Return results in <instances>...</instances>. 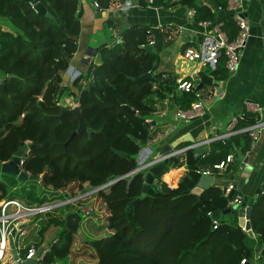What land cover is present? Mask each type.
Segmentation results:
<instances>
[{"label":"trees","instance_id":"1","mask_svg":"<svg viewBox=\"0 0 264 264\" xmlns=\"http://www.w3.org/2000/svg\"><path fill=\"white\" fill-rule=\"evenodd\" d=\"M39 1L53 18L37 13L28 0H0V22L8 28L0 26V79L5 85L3 89L0 83V161L30 141L20 166L40 175V182H30L1 173L4 184H0V198L16 197L35 206L75 195L84 181L96 187L121 177L91 196L93 208L105 214V223L95 222L92 216L96 211L82 217L79 227L84 238L80 239L62 226L63 208L71 204L57 205L30 218L21 237L22 250L29 243H41L44 231L53 225L58 227L57 239L51 242L41 264H237L241 257L252 259L264 245V190H256L251 204V236L240 228L236 210L222 213L224 217L220 213L212 226V211L231 206L230 200L240 190L229 197L222 187L211 183L199 194L190 192L198 179L195 168L219 161L240 139L239 148L244 151L248 148L247 132L240 130L223 140H213L197 158L191 148L182 156L175 153L166 158L156 181L132 203L140 193L142 171L129 178L125 175L136 166L139 150L131 137L147 145L153 154L164 140L166 127L152 120L170 105L188 107L193 92L177 90V78L170 74L164 78L155 72L156 53L144 52L140 46L147 42V27H128L119 34V42L97 47L99 62L90 64L83 75L92 74L87 86L81 88L77 77L72 80L71 86L77 89L74 100L86 127L93 131L89 135L77 132L68 139L76 119L69 112L56 115L62 107L60 94L71 93L62 85L61 75L76 48L79 0ZM96 1L105 8L110 0ZM212 1L218 9H226V0ZM175 3L194 8L195 21L214 19L208 0H163L165 6ZM221 19V29L231 40L237 30L232 16L225 14ZM162 34L164 41L171 38ZM224 60L220 57L210 71L214 79L228 74ZM145 72L151 76L133 78ZM8 73L14 75L6 76ZM256 119L245 111L238 115L235 126L244 127ZM111 147L123 150L125 156H117ZM180 165L185 166L181 174L172 169Z\"/></svg>","mask_w":264,"mask_h":264},{"label":"crops","instance_id":"2","mask_svg":"<svg viewBox=\"0 0 264 264\" xmlns=\"http://www.w3.org/2000/svg\"><path fill=\"white\" fill-rule=\"evenodd\" d=\"M132 1V5L117 11L110 8H97L93 5L92 0H79L80 16L79 32L75 36L76 48L68 58L70 68L62 72V80H65L64 74L66 78L73 70L85 74L90 64L98 63L97 47L102 44L112 45L114 34L120 36L123 29L145 26L151 29L153 39L151 50L157 55L155 72L170 74L177 79L193 78L204 93V112L201 115L184 121L177 114L178 107L170 105L167 110L156 115L153 119V123L164 124L166 127L164 135L162 133L163 142L175 143L168 151H172L173 154L180 153L182 156L183 151L188 148L187 146L204 138L211 139L200 144L206 145L208 150L209 144L217 139L216 136L219 133L224 131L226 122L232 115H241L247 111L251 112L254 117L264 120V0H241L240 2L241 11L247 18L249 27L244 44L238 54L236 69L224 77L214 79L210 70L203 66L205 72L211 76V81L201 84L196 72L202 65L196 61L185 59L181 54L182 50L191 41H197L201 32L211 29L213 23L222 22L221 18L225 14H231V11L226 7L225 10L218 9V7L217 10L213 8L214 19L201 24L200 21L189 18L186 15L187 6L180 3L165 6L163 0H152L150 4L139 5L137 0ZM167 24H169L170 30H174V33L168 34L171 38L164 41L163 34L157 25ZM0 26L3 29H8L3 22H0ZM220 57L224 58L222 55ZM69 89L74 98L77 89L74 87ZM245 100L256 102L259 110L257 112L249 111L245 107ZM240 128L235 126L234 133L240 131L238 130ZM241 141L243 139H240L238 146H231L229 152L233 153V159L228 163L229 167L220 173H215L211 183L221 187L229 181H236L243 167L248 164L250 168L246 170L239 190L241 195L251 196L253 203L256 190L264 183V127L260 130L259 138L251 148L241 151L239 148L242 145ZM178 143H181L180 146ZM233 146L235 150H233ZM236 152L247 155V164L237 157ZM172 169L179 170L181 174L185 170V166L180 165ZM230 171L232 176H230ZM165 173L161 174V179ZM0 179H4L1 173ZM82 188L83 183L80 189ZM80 189L78 192L81 191ZM57 232V226H48L43 233L41 243H48L51 238L56 236ZM51 235L52 237H50ZM37 245L40 246V243ZM8 264L18 263L9 261Z\"/></svg>","mask_w":264,"mask_h":264},{"label":"built area","instance_id":"3","mask_svg":"<svg viewBox=\"0 0 264 264\" xmlns=\"http://www.w3.org/2000/svg\"><path fill=\"white\" fill-rule=\"evenodd\" d=\"M146 4H150L152 0H144ZM172 1V0H171ZM241 0H226V8L231 11L232 19L237 27L236 34L233 39L229 40L226 37L224 30L221 29V22H215L212 24L211 29L201 32L197 41H191L183 51L182 56L190 61H196L202 66L207 67L210 71L213 70L217 64L219 57L224 56V66L228 73L233 72L236 69L238 62V54L241 47L244 44L245 38L248 33L249 23L245 15L242 13L240 8ZM95 7L101 8L96 0H92ZM132 0H110L105 8H110L114 10H122L132 5ZM103 9V8H102ZM186 15L189 18H193L194 8H187ZM209 21H200L201 24L208 23ZM160 32L168 36V34L174 33V30H170L169 24L167 25H157ZM151 29L146 28V39L148 43H152ZM120 41V36L114 34V43ZM70 79L79 78V83L81 88L87 86L88 82L92 80V74L83 76L84 74L79 71L73 70ZM161 77L168 78L169 74L162 73ZM176 89L180 91H191L193 92L194 99L189 103V106L182 109L177 108V114L180 119L186 121L197 115H201L204 112V93L201 86L193 78H180L176 80ZM77 104V103H76ZM245 107L252 112H257L259 106L253 101H244ZM75 105V104H73ZM72 105V106H73ZM71 107V106H70ZM238 115H232L226 122L225 129L219 133L216 138L223 140L229 137L235 132V124L237 122ZM264 127V120L257 119L244 126L238 130H244L247 132L248 136V148H251L253 144L257 141L260 135V130ZM211 139L204 138L199 141H195L190 146L195 147L203 142H208ZM146 154V155H145ZM173 154L172 151H166L161 154L155 153H144L141 151V156L144 158L140 161L139 167L132 172H128L125 175L130 177L131 174L137 171H142L141 182H144V173L147 167L158 161L164 162V160ZM233 159V153L227 152L225 156L219 161L212 163L211 165L198 166L195 168V172L198 174H211L220 173L224 170L228 163ZM22 160V159H21ZM21 163V161H20ZM111 180V179H110ZM108 180V181H110ZM108 181L98 185L96 187H90L86 181L83 182V188L88 187L84 191H79L73 196L64 199L65 203L74 206V209L78 210L81 218L90 215L93 212V205L90 203H85L83 199H91L92 193L96 189H104L110 183ZM151 181H156V177H152ZM168 185V183H167ZM171 187V185H168ZM223 194L227 195L230 189L233 187L231 181L227 182L225 185L221 186ZM82 188V189H83ZM264 190V183L260 187V191ZM257 192L255 193V195ZM241 194H236L231 200L230 204H236L240 201ZM81 200V201H80ZM62 200L56 202L42 203L40 205L29 206L26 205L21 199L16 197L0 198V264H8L9 261H14L20 264L24 260H30L34 264H41L40 260L46 251L49 250L51 242L57 239L56 236L51 238L48 243H40L36 245L34 243H29L24 250L21 245V237L26 232L25 224L30 220L31 217L38 213L44 212L54 206H57ZM73 209V210H74ZM210 214V212H208ZM24 223L23 226L20 224ZM212 226H216V219H212ZM240 228L244 231L243 223L240 224ZM11 229H14L11 234ZM11 235L12 245L8 243V237ZM12 250L14 257L12 256ZM260 257L259 250L253 255L252 259H247L246 257H241L237 264H252L254 258L258 259ZM52 264V263H45Z\"/></svg>","mask_w":264,"mask_h":264},{"label":"water","instance_id":"4","mask_svg":"<svg viewBox=\"0 0 264 264\" xmlns=\"http://www.w3.org/2000/svg\"><path fill=\"white\" fill-rule=\"evenodd\" d=\"M28 1L30 2L31 6L33 7V9L37 13L44 14L50 18H53L52 15L46 11L45 7L41 4V2L39 0H28ZM208 2L215 10H217V6L215 5V3L212 0H208ZM140 46L143 48L144 52L150 51L152 49V45L148 42H146ZM69 68H70V66L67 65L66 70H68ZM196 74L199 78L200 84L201 83H210L211 76L205 72L203 66H201L199 68V70L196 72ZM12 75H14V74L8 73L6 76H12ZM150 76H151L150 72H145V73H142L140 75L134 76L133 78L135 80H139V79L148 78ZM127 77L132 78V76H130V75H128ZM0 83L2 85V88L4 89L5 85H4V79L3 78L0 79ZM126 108L133 112L132 109H130L128 107H126ZM64 112L72 113L76 119V127L73 131H71V133L68 136V139H70L77 132H84L85 131L87 133V135H89L93 131L92 128L86 127L78 104H75L71 107L62 106L60 111L58 112V114L56 116L60 117V115ZM131 138L134 141H136L137 145L139 146V150H138L137 155H136V166L134 168H132L131 170H129L128 172H132L139 167L140 161L146 155L145 154L144 156H141L142 150L144 151V153L145 152L146 153L151 152V149L147 145H143L135 137H131ZM31 144H32V142L26 141L24 144L18 145L12 151V154L8 159L1 160L0 161V173L15 176L19 180H21L23 178H27V179L37 180L40 182V175L39 174L30 173L28 171H25L20 166V161L28 152V149L31 146ZM174 144L168 143L165 141L162 142L159 149L155 152V154H161V153H164V152L170 150V148ZM187 147L192 149V153H193L194 157H196V158L199 157L205 151H207L206 145H200V146H195V147L187 146ZM110 150L119 157L125 156V152L123 150L116 149L114 147H111ZM233 150H235L234 146H233ZM236 154H237V157L242 162L247 164V155H245V154L243 155L241 152H236ZM163 168H164V163L162 161H158V162L151 164L147 167V169L144 173V182L141 185L140 193L137 197H135L134 199L131 200L132 203L138 201L141 197L144 196L146 190L150 187L152 177H157L162 172ZM249 168H250V166L248 164L245 167H243L240 176L237 178L236 181H234L233 187L227 193V196L230 197L236 190L240 189L241 184H242V182L245 178V175H246V170H248ZM196 175L198 177L197 182L190 189V192L194 193V194H199L205 187H207L208 185L211 184V180H212L213 176L211 174H198V173H196ZM120 177L119 176L115 177V178L111 179L110 181H108V183H112L115 180L119 179ZM0 184H4L1 179H0ZM252 200H253V198L251 196H247L246 194H242L241 199L238 203L232 204L231 206H228V207H225L224 209H222L220 211L217 209L213 210L211 213V218L217 219L220 213H225V212H228L230 210H236L238 224L240 225L243 223L244 228L246 229L247 235L251 236L252 231L250 229V224H249V212H250ZM64 203H65V201L62 200L60 203H58V205H61ZM90 215H94V212H90ZM80 219H81V215L78 212V210L74 209V210L66 211L63 215L62 226L67 231L74 232L78 235V237L80 239H83L84 234L82 233V230L79 227ZM23 225H24V223L20 224V226H23ZM13 231H14V229H11L10 233L12 234ZM8 243L10 246L12 245L11 235H9V237H8ZM259 253L261 255V264H264V245H262L260 247ZM12 256L14 257L13 250H12ZM29 262H31V261L30 260H24L20 264H28Z\"/></svg>","mask_w":264,"mask_h":264},{"label":"rangeland","instance_id":"5","mask_svg":"<svg viewBox=\"0 0 264 264\" xmlns=\"http://www.w3.org/2000/svg\"><path fill=\"white\" fill-rule=\"evenodd\" d=\"M65 72V71H64ZM70 76H71V74H68V78H66V75L64 74V77H65V80H62V83L66 86V87H68V88H70V87H72L71 86V82H72V79H69L70 78ZM62 84V85H63ZM73 89V88H72ZM72 93H69V92H67V91H63L61 94H60V96H59V99H58V103L61 105V106H64V107H70V106H72L73 104H76L77 102L74 100V98L72 97V95H71ZM5 175H7V174H5ZM8 176H12V175H8ZM164 178V177H163ZM26 180H29L30 182L32 181V180H30V179H26ZM168 185H171V186H173V183L172 184H170V183H168ZM88 187H86V188H83V189H80V190H82V191H84L85 189H87ZM93 194V193H92ZM92 196V195H91ZM59 200H61V198L60 197H58V198H54V199H52V200H47V201H44L43 203H48V202H56V201H59ZM86 201H84L85 203H90V204H92V200L90 199V198H88V199H85ZM93 205V204H92ZM64 209H66V211H69V210H73L74 209V206H64V208H63V210ZM95 211H96V213H95ZM93 212L96 214V215H94V216H92V217H94L95 218V222L96 223H100V224H103V223H105V214L104 213H102V211L100 212L98 209H94L93 210ZM222 214V213H221ZM225 215L224 214H222L221 215V217H224ZM52 232V230L50 231V233ZM50 237H52V235L50 236ZM49 237V238H50ZM252 264H261V259H256V258H254L253 260H252Z\"/></svg>","mask_w":264,"mask_h":264},{"label":"clouds","instance_id":"6","mask_svg":"<svg viewBox=\"0 0 264 264\" xmlns=\"http://www.w3.org/2000/svg\"><path fill=\"white\" fill-rule=\"evenodd\" d=\"M130 6V5H129Z\"/></svg>","mask_w":264,"mask_h":264}]
</instances>
